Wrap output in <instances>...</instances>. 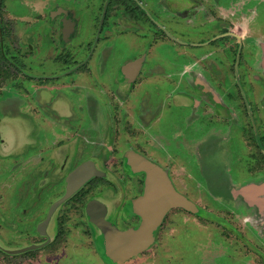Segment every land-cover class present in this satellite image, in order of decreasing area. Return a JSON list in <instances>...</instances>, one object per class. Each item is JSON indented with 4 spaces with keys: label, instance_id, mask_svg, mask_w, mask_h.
Instances as JSON below:
<instances>
[{
    "label": "rangeland",
    "instance_id": "rangeland-1",
    "mask_svg": "<svg viewBox=\"0 0 264 264\" xmlns=\"http://www.w3.org/2000/svg\"><path fill=\"white\" fill-rule=\"evenodd\" d=\"M173 1L141 0L148 13L145 19L137 21V26L125 25L119 16L115 21L122 25L121 31L104 25L99 32L100 40L108 28L113 32L101 43L104 46L101 49L109 51L107 59L100 63L99 55L93 53L88 71L67 78L60 73L85 56L106 0H0V247L15 249L40 240L28 235L44 218L52 194L43 180L33 179L37 158L45 155L44 142L49 132L60 125L71 126L72 132L76 127L113 125L111 137L104 134L106 128L99 130L114 149L112 160L129 144L138 146L166 167L176 189L187 194L201 211L193 214L171 208L151 246L120 264H264V209L258 212L246 204V196L240 193L248 185L264 188L260 185L264 180V128L260 126L264 123V111L260 107L261 118L256 119L260 123L256 126L260 132L258 139L263 146L260 150L254 148L256 136L249 127L251 118L231 105L247 99L251 110H257L251 104L252 100L259 104L260 89H256V82L245 83L243 76L237 84L233 81L229 85L233 70L228 68L227 61L222 68L225 73L219 68L218 76H210L212 81H222L220 76L225 75V81L216 88L221 98L227 100L223 101L228 104L222 105L223 114L214 112L216 102L212 99L208 107L211 113L208 114L206 106L199 112L200 117L194 111L190 118L189 106L198 96L190 90L187 98L183 95L185 100L181 104L172 103L175 87L187 84L180 76L186 64L192 67L191 55L195 62L200 58L201 68L206 61L204 55L223 56L220 50L216 51V42L192 47L171 41L170 34L176 30L181 32L176 35L183 43H203L217 34L213 18L200 15L204 4L198 6L195 14L192 12L195 8L190 10L193 15L187 18H174ZM191 1L182 3L188 9ZM204 1L211 7L216 2ZM215 8L227 31L221 43L232 48L243 44L246 57L243 56L242 63L248 71L250 59L264 48V0H219ZM61 9L66 13L63 19ZM108 11L113 13L115 9ZM47 15L50 25L46 22ZM35 18L39 20L37 23ZM68 18L74 21V34L70 40L61 42L60 21H69ZM104 23H108L107 17ZM45 29L50 31L44 35L40 31ZM65 59L69 61L64 62ZM132 59L142 61V65L130 80L136 82V88L125 91L127 84L120 81V85L114 86V83L119 66ZM46 72L52 74L51 79H37ZM30 74L34 76L29 77ZM52 80L61 88L57 91L56 87H50V95L64 94V98L58 97L64 102L56 106H62L63 113L71 115L63 122L49 119L46 107L39 105L41 96L46 95L42 87L51 85ZM155 88L162 99L159 106L143 109L142 102L137 101L139 93L147 91L152 96ZM135 108L140 112H135ZM38 109L37 113L33 111ZM132 118L144 127L137 125L139 122L130 128L123 127ZM260 192L263 194L264 190ZM106 201L116 220L117 208L113 207L120 203L119 198L109 196ZM82 234L80 228L68 229L64 245L58 248L64 252L63 256L46 258L40 255L46 252L44 249L19 255L0 250V264H108L95 254Z\"/></svg>",
    "mask_w": 264,
    "mask_h": 264
},
{
    "label": "flooded vegetation",
    "instance_id": "flooded-vegetation-1",
    "mask_svg": "<svg viewBox=\"0 0 264 264\" xmlns=\"http://www.w3.org/2000/svg\"><path fill=\"white\" fill-rule=\"evenodd\" d=\"M174 1L172 3V12H173L174 18H179V17L187 18L190 14V10L192 11V9L195 8L192 11L195 14L198 6L204 4L205 7L203 11L201 12L202 14L200 15L201 17H204V18L205 16L210 15L213 18L212 21L214 22L213 26L215 28L214 32L217 34L212 38H208L207 41L203 43L201 42L183 43L180 37L176 35L181 32H178V30H176L177 32L174 31L173 34H170L171 41L173 40V42L177 44H180L183 46L189 45L192 47H195V44L197 47H199V45H206L209 43L214 45V43L216 42L215 44H218V46H215L216 51L217 49L220 50V54L221 56L222 55L223 56L222 57H217V56L210 57L209 55H204V57L202 58H204L206 61L202 62L203 67L201 68L200 63H199L200 58H197L196 60L197 62H195L193 61L194 56L191 55L189 64L192 67L190 68V66H187L186 64L185 69L184 71H182L181 76H180V78L185 79L187 84L186 85L180 84L175 87L176 91L171 94L172 103L181 104L185 100V97L186 98L188 97L187 92L188 90H190L191 93H195L196 95H198L195 103L189 106L191 108V111H189L190 118H191V112H194V111H195L194 114L197 113L198 116L200 117L201 115H199V112L200 111L203 112L202 109L206 106H207L208 114L211 113V111L208 110V107L212 99L216 102V107H214L213 109L214 112L217 113V115L223 114L222 112H225V111L223 110L222 105L227 104V103H224L223 101H227V100H224L221 98L222 95H220V93L216 91V88H220L222 81L223 82L225 81V75L223 74L222 76H220V79L222 81L220 80L212 81L210 80V76L211 78H213V76L214 77L218 76L220 74L219 68H221L222 70V68H224L225 66V63H227L228 61V63L230 64L228 68L233 70V73L231 75L232 79H230L231 82L230 81L228 82L229 85H231L233 81H236V84H237V82L240 81V79L243 76L245 83L246 82L248 83L251 80V82H256V87H257L256 89H260L259 93L257 92L258 97L260 95L262 96V98L257 100L259 104L256 105V102L254 100H252V104H251V107H254V108L258 107L257 110L256 109H254V111L251 110L250 106L248 105L249 100L247 99H242L236 105L234 103H231V105L236 107L235 108L236 111L237 109H239L241 112L245 111L247 117L251 118L249 127L252 130L254 129L253 133L256 136V145L254 146V148H258L260 150L261 148L263 149V146H261V143L259 142L258 135H257V133H260V132H258L256 128L257 124H260V123L256 122V119L261 118V115L259 113L260 107L264 111V48L260 49L261 53L259 52L258 56L254 55L253 59H250V63H251L250 69L246 71L247 67L244 65V62L242 63L243 56H245L243 53V46H242L243 44L239 43L236 48H232L233 46L232 47L226 46L224 43H221L222 39L227 36V31L221 25L223 21L221 14H218V15L215 14V12H218L217 11L218 7L215 8V5H217V2L219 0H215L216 2L214 3L213 7H211V4L209 2H205L204 0H198V2L196 3L190 0L191 2L189 4L188 9L185 8L182 3V1L184 0H177L176 2ZM108 2L110 4V7L108 8L115 9V11L113 13L108 11V15H107L106 10L105 11L103 10L101 12V15H103V19L101 20V25L105 21L104 19L105 17L122 16V18L124 19V24L133 27L134 20L136 21V19H139V20L145 19L144 15L148 13L147 9L145 8L141 0H108L105 7L108 6ZM193 13L190 15H193ZM59 14H61V19H63L66 13L64 14L62 10H60ZM216 16L219 18H216ZM48 17L49 15L46 16V22L50 25L51 20H49ZM132 18L134 20L131 22L130 19ZM34 20H36V22L34 23H37L39 21L37 18H35ZM68 20L69 21H66V20L60 21L61 22V26H60L61 42H64L65 40L64 32L68 30V26H70V23H72L73 28H74V21L71 18H68ZM112 24L114 27H119V25L116 24V21L112 22ZM118 30L121 31L122 29L118 28ZM49 31L50 30L46 31L45 29L44 31H40V32L45 35V33L46 32L49 33ZM232 36L236 38V34H233ZM100 41L102 42L103 40H99V37H94L91 46L88 47L89 49L85 53V56L82 58L80 57L75 62L71 63L69 67H67L62 73H60V75H67V78L70 76H73L74 78V76L76 75L79 76L82 73L88 71L89 70L88 60L92 57L93 53L99 55L100 63L103 59L104 60L107 59L109 51L108 49L107 50L101 49V46L102 47L104 46L98 45ZM62 46L66 47L65 44H63ZM68 54L64 55V57L66 58ZM144 58L146 57L144 56ZM258 58H259V61L255 62V59L258 60ZM65 61H69V60L65 59L64 62ZM147 63H149V61H147ZM256 63H258V65L255 66ZM154 64H156V62H154ZM140 65H142V61L141 62H138V60L133 61V59L121 64L118 68L119 74L116 78V82L114 83V86L116 84L120 85V81H121V84H127L126 88L124 89L125 91L134 90L136 88L135 87L136 82L134 81L130 82V80L133 77L136 69H138ZM177 68L178 67H176V69ZM210 70L212 71L213 75L212 73H210ZM222 72L225 73L224 70H222ZM71 73H74V75H71ZM51 75L52 74H49L46 72L44 73L43 76H38L37 79H40L41 77L42 79H51L52 78ZM33 76L34 75L32 74L29 75V77H33ZM252 86L254 85L252 84ZM50 87H56V90L59 91L61 88V85H59L57 81L52 80L51 85L47 84L43 86L42 91L45 92L46 95L48 96L46 95L41 96L39 105L46 107L44 108V111L49 114V119L51 118L56 123L59 121L63 122L64 118L71 117L70 114L63 113L62 106H59V107L56 106V104H61L64 102L63 100L58 99V97L64 98V94H60L59 96V93H57L56 95L57 97L51 96L49 92ZM39 91L40 90H38V93ZM39 94L41 95V92ZM183 95L185 97H183ZM145 98L146 99L149 98L148 100L149 102L145 100ZM151 99H153V101H150ZM161 100L162 99L159 96L158 88H155L153 90L152 96L147 94V91L143 93H139V98L137 99L138 103L142 102L143 109H145V106H151V105L153 108L158 107ZM230 101H233V100L230 99ZM33 111L37 113L39 112V109L36 111L35 110ZM134 111L140 112L138 108H135ZM207 111L204 113H207ZM134 123H138L137 125H140V126L143 124V123H140L139 120H135V118H132V120L125 121L123 127L130 128L132 127V124ZM260 126L261 128H264V123H262ZM55 127L56 129L54 128L53 130L49 132L48 138L44 142V154L45 155L43 158L42 157L40 158L41 163L38 164V167L36 166L35 168L36 174H35V177H33V179H36L38 182L40 180H43L44 187L47 188V190L52 193V194L50 193L51 197H50V201L47 207V211L50 205L52 204V202L56 200L58 197H60L61 194L64 192L65 185H66V175L71 170H73L76 166L80 165L81 163L85 161L91 160L94 162L97 169L102 170L104 172L102 175L90 176L88 180L69 199L64 201L57 208V210L55 211V214L53 215L52 221H50V223L44 228L43 233L45 235L41 234L39 232L40 229L34 226L33 231H30L29 232L30 234L28 236L31 238L37 237L40 240L30 242L29 244L26 245V246L33 245V248L26 250L24 252H21V253L13 254V255H19V254H22L28 251L44 249L46 252L42 254L39 253V254L45 256L46 258H50L51 256H53V258L56 256H63L64 252H61L58 248L59 246L64 245V241L66 238V234L68 233V229L71 230V229L80 228L82 229V233H83L82 238L88 239V242L91 245V249L95 252V254L99 255L100 259L104 260L105 263L109 264L110 262L108 261L107 258H105L106 256L104 255L102 251L99 231L96 228L95 224L91 222L87 214L86 207H87L88 202L93 198L98 199L101 202H105L106 200H108L109 196L118 197L120 203H118V205L115 206L117 210H116V215H115L116 220H114L116 228L120 230H124L129 227H134L138 223L139 218L131 214V211L129 209V202L132 199L141 195V193L143 192L145 173L144 172L134 173L130 169L129 165L127 164V153H130V152L137 153L145 157L146 159H148L155 165L159 166L165 172L167 177L170 179V182L174 186V188L176 189L177 187L172 182L171 178L168 176L169 172L166 169V167L164 165H161L159 162H157V160L151 155H147L144 151L141 150V148H139L136 145L129 144V146L125 150H123L120 154H118L115 157V159H113L114 160L113 161L112 160L113 153H115L114 149L110 147L104 135V134H107L108 137H111L113 133V125H105L104 127L99 126L98 128L90 127L88 125L86 127H82L81 129H78L79 127H76L74 128L73 132L70 131L69 128L71 126L69 127L68 125H65V126L60 125V126H55ZM142 127H144V125H142ZM100 128L101 129L106 128L104 131V134H101V131H99ZM254 134H253V137H254ZM97 137L99 139H97ZM262 177L264 179V176ZM260 183H261L260 184L261 186H264V180L261 181ZM56 185L57 186L60 185L59 190L56 189ZM55 190H57L56 195H54V192H53ZM177 191L179 192V189ZM236 193L237 195H239L238 190ZM181 194L189 199L187 194L185 193H181ZM104 197L106 198V200L104 199ZM244 198H245L244 200L246 204L250 203L249 205L256 208L258 212L264 209V193L256 194V196H252L251 198L250 197L249 198L244 197ZM70 202L72 204H69ZM66 204L67 206H65ZM108 211L109 210L107 207L106 217L108 216ZM46 214L47 212L45 213L44 217L46 216ZM165 216L163 217V219L165 218ZM43 219L44 218L39 220L37 223L41 222ZM133 219L134 221L132 222ZM163 219L161 223L163 222ZM26 233L28 234V231ZM156 234L157 232H155L154 240L156 239ZM0 239L2 240L1 236H0ZM0 250L1 252L4 251L2 247H0ZM31 256H34V255H31ZM36 256H38V254H36ZM55 259H58V258H55Z\"/></svg>",
    "mask_w": 264,
    "mask_h": 264
},
{
    "label": "water",
    "instance_id": "water-1",
    "mask_svg": "<svg viewBox=\"0 0 264 264\" xmlns=\"http://www.w3.org/2000/svg\"><path fill=\"white\" fill-rule=\"evenodd\" d=\"M127 164L134 173H145L143 192L129 202L131 214L139 218L138 223L134 227L120 230L115 226L114 216H111L112 209L108 203H105L106 201L101 202L93 198L86 207L91 222L99 231L104 255L112 264H120L148 249L154 242L155 232L163 217L171 208H182L193 214L201 212L194 202L173 187L170 179L159 166L133 152L127 153ZM103 172L97 169L91 160L85 161L71 170L66 175L64 192L52 202L46 216L39 223V232L45 235L44 228L52 221L57 208L69 199L90 176L102 175ZM263 189L248 185L243 187L240 193L243 196H254L261 193L260 191ZM107 207L109 217H106ZM31 248L33 245L3 249L6 253L16 254Z\"/></svg>",
    "mask_w": 264,
    "mask_h": 264
},
{
    "label": "crops",
    "instance_id": "crops-1",
    "mask_svg": "<svg viewBox=\"0 0 264 264\" xmlns=\"http://www.w3.org/2000/svg\"><path fill=\"white\" fill-rule=\"evenodd\" d=\"M102 1V0H101ZM107 1L108 0H106V2H105V6H106V3H107ZM101 6V5H100ZM103 7L102 8V11L104 10H106V12H107V15H108V10H109V8L108 7H110V4H109V2H108V6L107 7ZM62 10V9H61ZM63 11V10H62ZM101 11V12H102ZM101 12H100V14H99V17L97 18V20H96V23H95V25H94V27H95V29H94V37H99V40H100V36H99V32L101 31V29H102V27L104 26V25H109L108 27H114L113 26V24H112V21L114 20H116V18L118 17V16H115V18L114 19H112V21H110L111 20V17H107V21H108V23H104L103 22V24L101 25V21L100 20H102L103 19V15H101ZM119 17H121L122 18V16H119ZM106 18V17H105ZM104 18V19H105ZM123 19V18H122ZM131 21L132 20H134L133 18L132 19H130ZM109 21H110V24H109ZM135 21V20H134ZM136 21H140L139 19H136ZM134 23V26H137L139 23H135V22H133ZM65 24V23H64ZM117 25H119V24H117ZM121 26L122 25H119V27H114V28H116L117 30H118V28H121ZM73 32V33H72ZM111 31H110V29L108 28L106 31H105V35H104V38H101V40H103L102 42H104V41H106L107 39L106 38H108L109 37V33H110ZM107 33V34H106ZM111 33H113V32H111ZM73 34H74V28H73V25H72V23H70V26H69V28H68V31H67V33H66V31L64 32V41H66V40H70L71 38H72V36H73ZM101 42V41H100ZM99 42V44L101 45V43ZM104 50H107V49H104ZM38 159V164H40L41 163V161L39 160V157L37 158ZM247 198H251L252 196H246ZM250 204V203H249ZM248 204V205H249Z\"/></svg>",
    "mask_w": 264,
    "mask_h": 264
}]
</instances>
